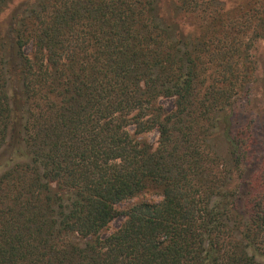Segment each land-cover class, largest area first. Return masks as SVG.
<instances>
[{"label":"trees","instance_id":"16d2710c","mask_svg":"<svg viewBox=\"0 0 264 264\" xmlns=\"http://www.w3.org/2000/svg\"><path fill=\"white\" fill-rule=\"evenodd\" d=\"M233 6L0 0V264H264V0Z\"/></svg>","mask_w":264,"mask_h":264},{"label":"rangeland","instance_id":"374dc122","mask_svg":"<svg viewBox=\"0 0 264 264\" xmlns=\"http://www.w3.org/2000/svg\"><path fill=\"white\" fill-rule=\"evenodd\" d=\"M225 2L227 10L231 9L233 6V2L237 0H223ZM173 3V0H163V9H168ZM181 17V16H180ZM182 16L178 23L180 24V29L184 34H188L192 31V28L188 26L189 20L186 18H183ZM249 36L247 37V39ZM246 41V38H244ZM31 48L27 47L25 48L26 53H30ZM251 54L253 55V60L258 61L257 63V72L255 73V80L251 81L248 80L247 88H249L248 91L242 90L239 91L237 97V108L243 109L244 114H254L258 117H260V113L264 112V66L260 64V59H264V42H261L259 40L253 41L251 43ZM245 91V92H243ZM246 92H249L247 96L244 94ZM250 95V96H249ZM240 98V99H239ZM246 101H249L248 107L246 105ZM157 104L164 110L165 113L170 112L173 110V99L172 98H165L161 97L157 100ZM246 105L245 108L242 107V105ZM255 130L259 131L256 132V137L258 135V139L264 142V119L261 121H258V123L255 126ZM128 131L130 134L138 141L142 143H147L151 145L152 147H155L157 145V141L159 138L158 132L156 130H151L145 133L135 134L134 129L132 127L128 128ZM259 136L261 138H259ZM215 142H221L219 139ZM3 159H0V173H2L3 170H5V166L2 164ZM4 163V162H3ZM143 200L148 201H157L158 198L154 194H146L143 198H140ZM133 203V201L119 203L115 206L116 210L118 211V217L115 218L113 221H111L105 230L101 232V236H107L108 234L114 232L120 224L123 222L124 217L123 213L128 209V207Z\"/></svg>","mask_w":264,"mask_h":264}]
</instances>
